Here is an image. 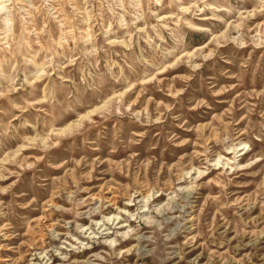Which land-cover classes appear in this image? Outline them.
<instances>
[{"label":"rangeland","instance_id":"obj_1","mask_svg":"<svg viewBox=\"0 0 264 264\" xmlns=\"http://www.w3.org/2000/svg\"><path fill=\"white\" fill-rule=\"evenodd\" d=\"M0 2V264H264V0Z\"/></svg>","mask_w":264,"mask_h":264},{"label":"bare ground","instance_id":"obj_2","mask_svg":"<svg viewBox=\"0 0 264 264\" xmlns=\"http://www.w3.org/2000/svg\"><path fill=\"white\" fill-rule=\"evenodd\" d=\"M1 1V0H0ZM3 1V0H2ZM0 3H2V2H0ZM3 5H6V4H3Z\"/></svg>","mask_w":264,"mask_h":264}]
</instances>
